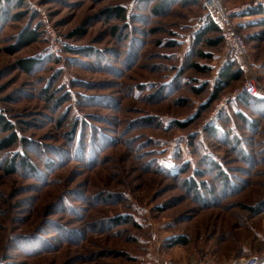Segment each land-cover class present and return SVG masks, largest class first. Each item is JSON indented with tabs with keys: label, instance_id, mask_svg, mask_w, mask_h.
<instances>
[{
	"label": "rangeland",
	"instance_id": "obj_1",
	"mask_svg": "<svg viewBox=\"0 0 264 264\" xmlns=\"http://www.w3.org/2000/svg\"><path fill=\"white\" fill-rule=\"evenodd\" d=\"M257 1L223 0L229 10L247 7L233 21L249 55L244 76L205 108L228 51L196 44L202 2L177 1L159 16L146 7L141 16L137 0L1 2L0 114L27 143L0 150V264H222L264 253V116L253 117L255 133L232 121L247 135L251 163L231 136L229 145L204 133L213 120L228 130L215 116L234 108L248 79L264 86ZM119 4L127 24L104 13ZM38 24V39L16 51ZM79 27L86 34L71 38ZM31 57L38 64L28 72L18 61ZM191 61L212 71L198 73ZM201 83L208 89L194 94ZM10 134L1 131L0 142ZM15 152L32 168L17 161L10 173ZM203 158L222 164L228 190Z\"/></svg>",
	"mask_w": 264,
	"mask_h": 264
},
{
	"label": "trees",
	"instance_id": "obj_2",
	"mask_svg": "<svg viewBox=\"0 0 264 264\" xmlns=\"http://www.w3.org/2000/svg\"><path fill=\"white\" fill-rule=\"evenodd\" d=\"M5 1L7 2H15V7L16 8H22L24 7L25 3L24 0H0V5L1 2L5 4ZM180 1L183 4H198L199 2H202V0H137L138 3V11H140L141 8L146 7L149 12L154 15V16H159L162 14L164 11H167V7L172 4H177ZM249 12V11H248ZM252 14H261L263 12V8H258L256 11H252ZM105 15L112 16V19L115 20H121L124 24H127L128 20V12L126 10V7L123 6L122 4H119L117 6H114L112 8L104 10ZM141 16L143 13L140 11ZM235 16H238L236 14ZM240 16V15H239ZM135 18V17H134ZM206 22L204 23V26L199 29L196 34H195V42L196 44L199 43L202 39L206 47H216L220 44H225L224 43V37L221 28L215 24L208 16L206 17ZM136 20V19H135ZM134 20V21H135ZM237 28L239 30L240 24H236ZM39 26V27H38ZM38 29H42V24L35 25V28L27 29L24 31L22 34L20 41H19V46H17L16 51L20 48H23L24 46H29L33 42H35L38 37L41 35V33L38 32ZM153 31V30H152ZM86 29L79 27L75 29L73 32L70 33V37H76V36H83L86 34ZM210 33H215L218 34L215 38H209L206 37ZM171 34V33H170ZM177 42L175 40H169L167 42L166 47L168 48H173L177 46ZM14 48H8V50L13 51ZM70 50H78L75 48H70ZM90 52L93 53V49H89ZM197 57H200L201 59H211L213 58L212 53L205 52L203 50H197L196 54ZM38 64V61L36 58H28V59H21L18 61V65L23 69L28 72H30L35 65ZM190 68L194 69L196 72L201 73V74H209L212 69L208 65L200 64L199 62L196 61H191L190 62ZM242 65L239 61L236 59H233L231 56L229 59H227L224 63V66L222 67V70L219 73V77L217 81L215 82L213 86V91L209 99H207L205 102L201 103V105H204L203 107L205 108L208 103H212L220 98V94L223 92L224 89L228 88L231 86L232 82L235 80H239L244 76L242 68L239 66ZM142 89L143 86H140ZM208 89V83H201L199 85L193 86L192 90L193 93L196 95H201ZM69 100V99H66ZM59 99L57 100V102ZM233 107L231 111H225L222 113V111L218 112L215 117H223L222 122H224L229 128L228 130H225L224 127L221 125L219 126L215 120L210 122L209 125H207L204 129L205 134H209L212 137L219 138V136L223 135L225 136V139L223 140L224 142L228 143L231 145L230 140L228 137L231 136L233 139L232 142V147L236 149V153L240 154V157L242 160H247L249 163L252 162V152L248 150L245 147L244 141L247 139V135L244 134V131L239 132L237 129L240 128V123L243 124L244 128L250 129L252 132H256V126L257 125V120H255L253 117L254 116H264V99L257 97V96H251L248 95L245 92H242L241 94L237 95L234 97V101L232 103ZM250 112L252 115H250ZM238 120L240 122L239 124L236 122L237 127H235L232 124L233 119ZM193 119V118H192ZM188 121L185 122H178L176 125L178 127H186L188 126ZM241 124V125H242ZM256 125V126H255ZM13 124L9 122L3 114H0V133L1 131H11V134L3 138L0 142V150H6L11 147H13L17 143H21L22 146H24V143L27 141L20 138V136L17 134L16 131H13ZM81 136V134H80ZM80 140V139H78ZM78 144L80 145V141H78ZM13 158L9 160V166L12 164V166L8 169L10 173L15 172V167L17 161H20L23 167L26 168H32V165L27 162L26 156L23 153L20 152H15ZM208 158H203L202 162L204 163L203 165H206L207 167L213 168L214 171L217 173L215 175H219L222 178L221 182V188L223 191L228 190V182H227V174L223 170L222 164L219 163L216 159H213L214 161L207 160ZM211 162H214L215 164H211ZM187 164V163H186ZM185 168V167H184ZM182 168V173L183 169ZM181 171V170H180ZM179 171V172H180ZM186 171V170H185ZM203 171L201 170H195V177H202L203 176ZM176 175V174H175ZM226 178V179H224ZM229 179V178H228ZM190 185H193L192 183ZM194 185L197 186L195 183ZM227 185V186H226ZM198 188V187H197ZM239 188V187H236ZM213 196V195H212ZM215 197V196H214Z\"/></svg>",
	"mask_w": 264,
	"mask_h": 264
},
{
	"label": "built area",
	"instance_id": "obj_3",
	"mask_svg": "<svg viewBox=\"0 0 264 264\" xmlns=\"http://www.w3.org/2000/svg\"><path fill=\"white\" fill-rule=\"evenodd\" d=\"M202 3L206 16L221 28L224 43L229 50L230 56L241 64H245L249 55V48L245 43L244 37L238 32V28L234 23L233 18L236 14L245 10L247 7L229 10L224 5L223 0H202ZM260 3H262V0H258L255 4L258 5ZM242 92L264 99V86H262L255 78L246 81L242 88ZM226 101H222L218 108L220 109L221 107H224ZM263 262L264 259L261 257H241L234 260L232 264H263ZM164 264L174 263L168 260Z\"/></svg>",
	"mask_w": 264,
	"mask_h": 264
},
{
	"label": "crops",
	"instance_id": "obj_4",
	"mask_svg": "<svg viewBox=\"0 0 264 264\" xmlns=\"http://www.w3.org/2000/svg\"><path fill=\"white\" fill-rule=\"evenodd\" d=\"M227 54L225 55V58H224V61H226L228 58H230V54H229V50L227 49ZM256 257H261L262 259H264V253L263 254H260V255H255ZM240 257H243V256H240ZM240 257H235L229 261H226L222 264H232L234 262V260H236L237 258H240ZM200 264H221V263H217V262H214V261H204L203 263H200ZM264 264V262H263Z\"/></svg>",
	"mask_w": 264,
	"mask_h": 264
}]
</instances>
